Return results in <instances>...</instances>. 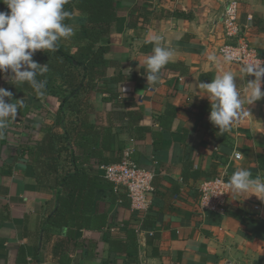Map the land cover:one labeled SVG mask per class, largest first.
<instances>
[{
    "label": "crops",
    "instance_id": "0c3cea01",
    "mask_svg": "<svg viewBox=\"0 0 264 264\" xmlns=\"http://www.w3.org/2000/svg\"><path fill=\"white\" fill-rule=\"evenodd\" d=\"M113 1L116 18L109 24L104 71L108 77H120L114 84L119 99L106 102L90 92L93 109L87 119L96 130L112 124L109 157L130 149L131 159L154 173L148 224L132 237L136 261L113 249V241L131 244L122 225L136 214L123 186L114 185L116 200L97 202L95 210L106 215V225L82 230L79 246L63 232L43 230V220L55 206V192L37 181L20 147L40 141L44 124L62 131L54 124L60 98L50 92L36 108L23 85L9 81V72L0 74V88L12 93L6 102L22 101L25 114L17 112L0 136V264H61L62 253H67L69 264H264V200L229 192L223 214L198 204L197 186L203 179L221 175L228 181L240 168L250 170L253 178L264 177V97L247 104L245 89L254 77L243 79L241 65L225 64L218 54L226 42L220 16L228 0ZM234 1L240 34L264 56V0ZM0 11H7L5 4L0 3ZM85 19L82 11L73 10L68 25L74 35L61 40L71 51L85 41L80 31ZM154 35H161L163 46L174 52L155 85L144 76ZM210 54L220 62L210 63ZM221 71L233 72L245 101L239 119L223 135L209 121L210 103L200 96L199 87ZM71 141V148L58 156V172L71 169V151L77 160L82 157L74 138ZM85 165L104 178L95 158ZM112 225L114 230L108 231Z\"/></svg>",
    "mask_w": 264,
    "mask_h": 264
},
{
    "label": "trees",
    "instance_id": "16d2710c",
    "mask_svg": "<svg viewBox=\"0 0 264 264\" xmlns=\"http://www.w3.org/2000/svg\"><path fill=\"white\" fill-rule=\"evenodd\" d=\"M74 9L85 14V22L80 27L84 43L71 51L68 45L59 41L55 52L38 50L34 53L32 59L35 62L48 65V71L37 77L47 81L43 96H38L27 83L22 84L30 93L31 103L35 100L38 109L41 107L40 100L50 92L60 98L54 124L62 131L44 124L40 128L44 133L43 138L32 145L22 144L20 148L27 155L37 181L55 192V206L43 220V230L63 232L76 241L77 247L80 245L77 239L82 230L102 229L106 225V215L95 210L97 202L102 199L114 201L118 195L111 181L92 174L85 164H88L91 157L95 158L97 165L115 163L121 155L115 158L108 156L113 140L112 124L109 122L106 126H98L96 130L97 126L87 119L93 109L88 100L90 92L100 94L106 102L116 103V99H119L114 84L120 77H108L104 71L108 64L105 54L109 50V24L116 18V7L113 0H69L65 10L72 15ZM69 19L65 20L66 24ZM17 112L25 114L21 108ZM67 113L75 118L68 117ZM72 138L82 152V157L77 160L76 154L71 151V169L58 172V156L62 150L71 148ZM148 209L143 213L134 211L136 216L133 215L135 219L131 221L137 222H132L133 226L131 221L123 223L122 228L129 235L130 245L113 241L114 251L125 253L127 261H136L132 253V237L138 233V229L143 230L148 224L145 219ZM113 225L109 226L108 231H111ZM108 242H111L110 238ZM69 262L67 253H62L60 263Z\"/></svg>",
    "mask_w": 264,
    "mask_h": 264
},
{
    "label": "clouds",
    "instance_id": "9594fccd",
    "mask_svg": "<svg viewBox=\"0 0 264 264\" xmlns=\"http://www.w3.org/2000/svg\"><path fill=\"white\" fill-rule=\"evenodd\" d=\"M6 5L7 11H0V74L11 73L9 81L14 85L27 83L38 96L44 95L47 81L37 79L48 71V65H40L32 57L38 50L55 52L62 39L74 35V29L65 23L71 13L65 10L69 0H0ZM150 42L154 44L152 53L147 56L145 78L147 83L155 85L159 74L172 59L174 52L163 46V37L154 35ZM210 63H219L220 59L210 54ZM222 60L231 64L235 57L224 54ZM242 78L253 76L245 89L247 104L264 97L261 90V78L264 77V67L258 63L242 64ZM203 90L202 98L210 103L209 121L223 135L231 131L233 124L239 119L244 107L241 91L238 90L236 78L232 71L219 72L210 82L199 83ZM11 101L12 93L0 88V136L14 121L17 110L22 106ZM19 101V100H18ZM225 188L233 195L251 193L264 200V177L253 178L250 170H236L225 184Z\"/></svg>",
    "mask_w": 264,
    "mask_h": 264
},
{
    "label": "built area",
    "instance_id": "2783aa9c",
    "mask_svg": "<svg viewBox=\"0 0 264 264\" xmlns=\"http://www.w3.org/2000/svg\"><path fill=\"white\" fill-rule=\"evenodd\" d=\"M238 10L236 1H226L220 16L226 42L220 45L218 54L221 58L224 54H232L235 57L232 63L239 65L258 63L260 60L261 66L264 67V56L260 55L256 48L252 47L240 34ZM240 156L239 152L234 153L236 159ZM98 168L102 171L103 177L111 181L116 188L125 187L132 210L143 213L150 207L154 189L152 185L154 173L151 168L135 163L131 159L130 149L121 153L118 162L98 165ZM227 182L221 175L201 180L197 186L199 207L221 214L225 213L229 196V191L225 188ZM255 209H258V206H255ZM113 230L114 228L111 229ZM141 232L142 230L138 229V234ZM147 233L152 235L153 232L148 230Z\"/></svg>",
    "mask_w": 264,
    "mask_h": 264
}]
</instances>
